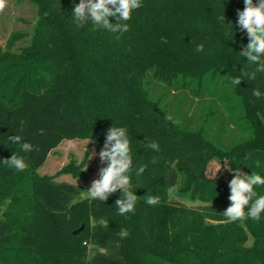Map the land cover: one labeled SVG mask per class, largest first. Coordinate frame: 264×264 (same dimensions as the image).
Returning <instances> with one entry per match:
<instances>
[{"label": "trees", "instance_id": "obj_1", "mask_svg": "<svg viewBox=\"0 0 264 264\" xmlns=\"http://www.w3.org/2000/svg\"><path fill=\"white\" fill-rule=\"evenodd\" d=\"M30 1L38 18L31 44L0 48V264H264V213L223 223L233 173L214 179L209 168L225 161L264 176V72L231 83L255 68L239 55L249 42L237 25L244 0H142L119 40L91 23L75 26L80 0ZM189 95L202 106L194 126L179 112ZM167 97L178 99V113ZM113 126L127 129L134 168L148 165L143 176L130 173L138 200L126 216L115 206L122 190L105 202L78 200L81 187L55 180L81 177L73 166L37 174L61 142L88 139L102 149ZM17 134L36 150L20 152L7 139ZM153 141L159 151L147 147ZM14 152L25 171L2 163ZM179 176L182 197L200 206L170 199ZM256 191L264 195V186ZM147 194L161 203L149 206Z\"/></svg>", "mask_w": 264, "mask_h": 264}, {"label": "clouds", "instance_id": "obj_2", "mask_svg": "<svg viewBox=\"0 0 264 264\" xmlns=\"http://www.w3.org/2000/svg\"><path fill=\"white\" fill-rule=\"evenodd\" d=\"M8 0H0V13H3L7 7ZM142 0H80L74 6L72 19L77 28H84L91 23L95 29H104L115 35L119 40L123 34L130 30L127 23L132 18V13L142 7ZM114 17L116 22L112 23L110 18ZM237 25L241 31L247 33L248 44L243 47L239 53L241 57L247 59L249 66L255 65V68L248 70L242 68L241 75L232 77L233 85H240L247 78L255 80L258 72H264V0H244V9L237 11ZM219 19L225 22V17L221 14ZM204 49L203 43L196 45V51L201 52ZM253 96L259 99L261 92L259 89H253ZM166 120L177 123L171 114L166 115ZM21 131L24 121H21ZM8 141L19 146L20 152H32L36 150L34 146L26 142L22 135L8 136ZM147 147L159 151L157 142H150ZM101 164L106 165L99 169L98 179H94L91 187L86 191L88 198L105 202L118 190H122V198L117 199L115 206L118 214L126 216L135 212V205L138 196L134 191H129L131 183L130 173L135 171L137 177L143 176L147 164H140L134 168L130 149V139L127 129L124 127L113 126L107 130L106 139L102 149L99 152ZM8 168L16 172H23L27 169L28 163L24 156L14 152L10 158L2 161ZM153 164L158 160L154 157ZM256 167H260V161H255ZM221 169L218 168L214 174V179ZM233 173V179L229 182L230 195L228 197L230 205L222 215L225 217L223 223L234 222L243 223L247 219L259 221L261 213H264V195L258 194L256 188L264 186V176L252 171L251 174L243 172L239 167L235 170L229 168ZM160 195H146L145 202L149 206H156L161 203ZM117 235L125 239L130 235L126 228H121Z\"/></svg>", "mask_w": 264, "mask_h": 264}, {"label": "rangeland", "instance_id": "obj_3", "mask_svg": "<svg viewBox=\"0 0 264 264\" xmlns=\"http://www.w3.org/2000/svg\"><path fill=\"white\" fill-rule=\"evenodd\" d=\"M37 21V8L32 1L8 0L4 12L0 13V48H5L9 40L13 39H16L13 47L14 51L19 52L27 48L31 44ZM156 92H161V89H157L155 93ZM176 95H178V93L174 96ZM188 97L187 100L185 99L181 102L180 105L182 106L179 112L180 114L186 112V117L192 119L191 124L194 126L197 116L201 113L202 106L197 100L191 103V96L189 95ZM177 100L178 99H173L172 97H167V107L173 113H178V110L175 109L178 107L177 104L179 103ZM100 150L101 148L97 143L88 139L63 141L48 154L44 164L37 169V174L39 176H55L64 167L73 166L74 170L80 172L81 177L73 175L72 173H61L55 177V180L81 187L82 193L78 200L86 199L88 198L86 191L91 187L92 181L99 178L98 172L102 167L99 159ZM220 167L221 169L217 173V176L224 177L228 172L225 161H213L209 165V168L213 170L214 173ZM181 182L182 177L179 176L178 183L169 191L170 199L180 202L187 207L200 206V203L191 202L182 197L183 194L180 192ZM250 245L251 239L247 243V246Z\"/></svg>", "mask_w": 264, "mask_h": 264}, {"label": "water", "instance_id": "obj_4", "mask_svg": "<svg viewBox=\"0 0 264 264\" xmlns=\"http://www.w3.org/2000/svg\"><path fill=\"white\" fill-rule=\"evenodd\" d=\"M83 230V225H81L78 229H76L74 232H73V235H76L78 234L80 231Z\"/></svg>", "mask_w": 264, "mask_h": 264}]
</instances>
